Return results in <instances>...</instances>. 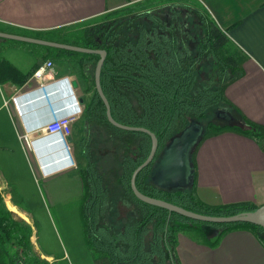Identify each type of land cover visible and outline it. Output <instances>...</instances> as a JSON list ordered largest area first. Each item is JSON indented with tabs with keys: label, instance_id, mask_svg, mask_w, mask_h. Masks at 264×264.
Here are the masks:
<instances>
[{
	"label": "trees",
	"instance_id": "1",
	"mask_svg": "<svg viewBox=\"0 0 264 264\" xmlns=\"http://www.w3.org/2000/svg\"><path fill=\"white\" fill-rule=\"evenodd\" d=\"M35 37L107 52L101 86L112 117L122 125L151 131L159 141L155 160L137 176L141 193L211 217L258 209L250 203L209 205L198 196L196 158L202 143L224 133H236L254 141L264 152V126L242 115L244 126L234 120L217 126L209 119L213 110L231 105L226 90L243 76L248 57L197 0H143L89 23ZM15 43L39 51L41 59L67 67L83 85L85 135L79 145L87 164L80 174L81 218L94 264H182L178 254L182 235L213 248L230 233L248 231L264 247V228L260 226L195 221L135 196L131 179L148 158L152 140L146 133L121 130L108 121L95 83L100 55ZM37 69L24 74L0 57V83L23 86ZM192 124L202 126L203 131L192 152L193 185H157L156 162L172 140ZM98 138L113 158L107 170L116 174L123 200L117 198L113 184L107 183L109 173L101 176L93 162L91 151L97 147ZM121 207L127 210L124 216ZM32 234V227L16 220L7 209L0 191V264H41L33 249Z\"/></svg>",
	"mask_w": 264,
	"mask_h": 264
},
{
	"label": "crops",
	"instance_id": "2",
	"mask_svg": "<svg viewBox=\"0 0 264 264\" xmlns=\"http://www.w3.org/2000/svg\"><path fill=\"white\" fill-rule=\"evenodd\" d=\"M141 1L0 0V32L38 39L36 35L89 23ZM197 1L248 57L243 76L226 90L231 105L224 106L226 111L219 118L225 124L234 120L244 126V116L264 126V0ZM15 42L0 38V57L24 74L38 69L23 86L0 83V113L5 112L0 118V191L7 209L31 224L29 216L19 211L20 204H14V191L27 192L24 184L28 179L32 181L29 185H34L37 178L50 185L60 176H75L76 186L82 192L80 174L85 166L78 169L75 151L80 142L77 146L71 136L70 150L64 149L47 163L36 147L45 138H54L59 145L60 137L49 136L44 127L54 115L78 112V106L84 111L85 101L80 83L67 67L52 61L53 67L48 68L51 60L41 59L39 51ZM11 52H15L16 60L10 57ZM77 116L72 126L81 124L85 133L83 112ZM81 153L86 160L82 150ZM17 157L23 160L22 167ZM196 159L197 192L203 202L264 206V152L254 141L236 133H224L204 141ZM178 254L182 264H264L262 244L252 233L241 230L228 234L213 248L182 235Z\"/></svg>",
	"mask_w": 264,
	"mask_h": 264
},
{
	"label": "rangeland",
	"instance_id": "3",
	"mask_svg": "<svg viewBox=\"0 0 264 264\" xmlns=\"http://www.w3.org/2000/svg\"><path fill=\"white\" fill-rule=\"evenodd\" d=\"M191 18L195 19L194 17ZM14 55L15 52L10 53V57L16 60ZM80 86L83 85L80 84ZM217 110L215 109L209 114V119L217 126H220L225 124L219 116L221 114L224 115L226 107L222 106ZM4 113H0V118ZM81 127V124L78 127H72L71 136L74 137L77 146L85 135ZM190 132L198 140L202 134V126L193 124L190 126ZM71 136L67 138L69 144L72 142ZM99 140L101 141V139H97L95 143L97 147H94L91 154L93 153V162L99 174L106 176L105 173L108 172V166L113 163V158L107 155L108 148L101 147L105 144H101L102 142L100 143ZM97 148L99 149L97 150ZM81 150V146L75 148L77 153V167L79 170L83 166H86V160ZM17 159L19 160V166L22 167L23 160L18 157ZM189 162V174L187 173L188 176L185 175L186 179H188L193 169L191 168L190 156ZM2 172L6 171L2 169ZM108 175L109 178L106 177L107 183L109 185L113 184L117 191V198L123 200L124 197L119 192L121 187L117 188L116 186V174L109 173ZM27 182L31 183L32 181L28 179ZM28 183L24 184L27 187V192L24 194L20 191H14V204H20V207H18L19 211H23L29 216L28 219L31 224L22 217L15 216L19 221H25L32 227L33 234L31 241L36 255L41 259V264H94V258L89 249L84 232V224L81 218V190L76 186L75 176H60L57 180L50 183V185L39 181L38 178L35 179L34 185H29ZM160 183L162 184L163 180ZM23 196L26 197V200H24ZM120 210L121 216H124L127 212L122 207Z\"/></svg>",
	"mask_w": 264,
	"mask_h": 264
},
{
	"label": "water",
	"instance_id": "4",
	"mask_svg": "<svg viewBox=\"0 0 264 264\" xmlns=\"http://www.w3.org/2000/svg\"><path fill=\"white\" fill-rule=\"evenodd\" d=\"M0 38L7 39V40H13L17 42L36 44V45L51 47L55 49H63L67 51L77 52V53L100 55V60L97 64L96 71H95V83H96V89L102 101L104 102L106 106L108 121L114 127L119 128L121 130L146 133L151 137V140H152V148H151V152L148 158L143 164H141L134 171L132 179H131V188L135 196L140 201L146 204L152 205V206L163 208L165 210H168L170 213H176V214H179L181 216H184L186 218H189L195 221H200V222H205V223H214V224H252V225H256V226H260L264 228V206L259 207L257 210L253 212L240 213V214L230 216V217H211V216L197 214V213L188 211L184 208L178 207L174 204L168 203L166 201L146 196L138 190L136 186L137 176L145 168L151 165L152 162L155 160L156 155L158 153V149H159V141H158L157 136L151 131L145 128H141V127H129L126 125H122L116 122L114 118L112 117L110 103L107 97L105 96L102 86H101V71H102L104 62L107 57L106 51L86 49L82 47L54 43V42L44 41L40 39L28 38V37H23V36H18V35H11V34L1 33V32H0ZM28 107L30 108V106ZM200 138L196 140V137L191 134L190 126H189V128H187L181 134V136L172 140V142L165 148V150L161 154L160 159L156 162L154 166L155 172H156L154 181L157 183V185L164 187V188H190L193 185L194 168L192 164V152L194 150V147L199 142ZM59 145L56 143L54 138H45L44 140L39 141L36 148L39 151V153L43 156L44 162L47 163L51 159L57 158L60 152L65 149L62 142H59ZM189 156L191 157V164H192L191 168L193 169L191 170L192 172L189 175L188 179H186L185 175L188 176L189 174V168H188L189 163H190ZM162 180H163V183L161 184L160 181ZM12 214L14 215V218L18 220L17 217L15 216L16 214L14 212H12Z\"/></svg>",
	"mask_w": 264,
	"mask_h": 264
},
{
	"label": "built area",
	"instance_id": "5",
	"mask_svg": "<svg viewBox=\"0 0 264 264\" xmlns=\"http://www.w3.org/2000/svg\"><path fill=\"white\" fill-rule=\"evenodd\" d=\"M47 67L51 68L53 67V63L49 61L47 63ZM39 74V73H37ZM83 109L78 106V112H66L63 115H54V118L49 121L46 126L44 127V130L49 136H58L62 140L63 146L65 149L70 150L69 143L67 141V138L72 135V124L75 122L78 114H82ZM24 138V136H23ZM16 214V213H15Z\"/></svg>",
	"mask_w": 264,
	"mask_h": 264
},
{
	"label": "flooded vegetation",
	"instance_id": "6",
	"mask_svg": "<svg viewBox=\"0 0 264 264\" xmlns=\"http://www.w3.org/2000/svg\"><path fill=\"white\" fill-rule=\"evenodd\" d=\"M17 215V214H16Z\"/></svg>",
	"mask_w": 264,
	"mask_h": 264
}]
</instances>
